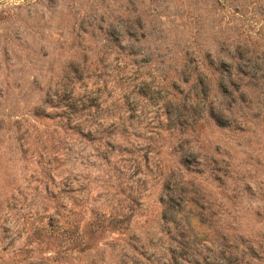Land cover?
<instances>
[{"label":"rangeland","instance_id":"374dc122","mask_svg":"<svg viewBox=\"0 0 264 264\" xmlns=\"http://www.w3.org/2000/svg\"><path fill=\"white\" fill-rule=\"evenodd\" d=\"M0 264H264V0H0Z\"/></svg>","mask_w":264,"mask_h":264}]
</instances>
